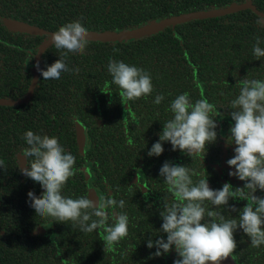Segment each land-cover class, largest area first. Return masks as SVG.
Segmentation results:
<instances>
[{
    "label": "trees",
    "instance_id": "16d2710c",
    "mask_svg": "<svg viewBox=\"0 0 264 264\" xmlns=\"http://www.w3.org/2000/svg\"><path fill=\"white\" fill-rule=\"evenodd\" d=\"M246 1L264 13V0H0V99L25 97L38 46L67 23L80 21L88 32L120 33L152 21ZM258 17L248 9L191 20L126 42L89 41L84 55L69 53L63 59L69 69H79L78 73L63 72L59 80H44L39 73L28 103L0 107V141L9 144L6 159L0 156L5 165L0 179L8 177L11 189L42 194L40 185L18 168L16 155L27 147L23 139L27 131L57 137L76 157V174L62 191L66 197L87 194L85 166L91 167L98 186L104 160L109 178L115 175L113 166L118 160L122 178L129 179L136 163L152 158L147 154L150 143L157 142L162 133L156 136L145 130L157 119L172 117L169 107L176 96L188 93L193 103L204 98L216 105L219 114L226 113L240 92V80L264 81V60H256L252 52L256 37L264 48V29L255 23ZM5 19L35 26L43 34L8 31ZM59 58L61 52L50 45L40 69L46 70ZM110 59L150 73L153 93L122 105L120 89L111 82L107 69ZM158 94L164 96L159 105L154 103ZM80 122L89 144L83 150L77 146L74 127ZM184 160L194 168L190 157L186 155ZM197 178L193 176L194 181ZM11 205L16 206L15 202ZM223 214L228 215L227 211ZM128 217L135 225H128V236L112 248H105L102 231L83 233L68 222L47 225L48 232L39 236L30 235L36 225L11 226L0 242V264H168L166 255L153 257L156 249L147 248L149 239H166L159 231L161 225H142L130 213ZM40 219L43 223L55 221ZM234 237L239 264H264V246L251 247L250 239L244 233L239 235V230Z\"/></svg>",
    "mask_w": 264,
    "mask_h": 264
},
{
    "label": "clouds",
    "instance_id": "9594fccd",
    "mask_svg": "<svg viewBox=\"0 0 264 264\" xmlns=\"http://www.w3.org/2000/svg\"><path fill=\"white\" fill-rule=\"evenodd\" d=\"M255 23L264 29V16ZM88 29L80 21H73L51 34V46L61 52L46 70L35 65L44 80H59L63 72H79L69 69L63 57L69 53L84 55L89 45ZM260 37H256L252 52L256 60H264V48ZM108 72L112 83L120 89L124 104L151 95L154 91L150 73L142 68L123 61L109 60ZM238 96L231 100L229 110L234 126L230 127L226 144H235L234 156L226 161L229 168L235 169L228 175L244 182L242 187L225 183L221 189L209 187L208 177L198 181L195 169L175 165L165 161L159 170L160 177L168 186L171 197L164 196L161 211L160 232L166 235L147 241V248L156 251L153 257L169 254L173 249L178 259L174 264H221L237 249L234 234L238 229L250 239L251 247L264 246V81L245 77L237 84ZM164 100L162 94L155 97L159 105ZM169 111L172 117L162 127L159 140L155 142L149 157H159L164 152L163 144L170 143L172 151L179 150L191 159H204L207 145L217 141V109L206 99L194 103L188 93H183L171 101ZM215 117V118H213ZM127 134V132H126ZM27 147L19 154L25 158V166L18 168L26 178L39 184L41 195L27 193L36 216L59 223L71 222L83 233L97 230L104 235L105 248H112L128 236L129 217L124 209L125 200H116L112 195L98 198V203L90 198V193L78 198L62 195L70 178L74 177L76 157L65 150L57 137L24 133ZM0 169H5L0 160ZM131 190V187H130ZM230 200L247 201L242 209L229 206ZM111 210V211H110ZM238 213L237 218L224 215L225 211Z\"/></svg>",
    "mask_w": 264,
    "mask_h": 264
},
{
    "label": "flooded vegetation",
    "instance_id": "af4514ba",
    "mask_svg": "<svg viewBox=\"0 0 264 264\" xmlns=\"http://www.w3.org/2000/svg\"><path fill=\"white\" fill-rule=\"evenodd\" d=\"M4 26L8 31H10L5 24ZM14 33H27V32H14ZM42 34H33V35H42ZM50 34L47 36L45 40L41 42V44L48 39ZM40 45L38 46V48L40 47ZM38 48L33 58V67H32L33 78L35 74L34 73L35 56L38 53ZM46 50L44 52H46ZM44 52L42 53V55L44 54ZM42 55L40 57L39 67H40ZM38 76H39V71H38ZM1 99H6V98H1ZM214 106L217 109L216 105ZM6 107H10V106H6ZM164 110L167 111V109ZM230 111L231 110H229L226 113L220 112L219 114L217 110V115H219L216 117V122L218 125L216 129L217 141L214 144H209L206 146L207 151L204 159L201 161L202 157H194L192 159L190 158L189 160V162L194 163L193 169H195L198 173H200V175L197 178V181L201 178L208 177L209 187L213 190L221 189L225 183H231L234 188L242 187L244 183L238 180L237 178L230 177L228 175L230 171H235V169L229 168V166L226 163L228 159L234 156V148H235V144L228 146L225 141V137L230 135L229 133L230 127L234 126V121H232L231 119ZM133 119L134 118H132V120ZM166 121L167 120H165L164 118L157 119V121L151 123V125L148 126L147 130L145 131L147 133H149V131L152 133H156L157 136L161 133L163 124ZM77 125H80L84 130L85 139H86L84 148H87L89 145L87 130L82 123L75 124L74 125L75 135H76ZM76 143H77V135H76ZM153 144L154 142L150 143L151 146ZM8 146H9L8 142L0 141V156H2L4 159H6V157L9 155ZM77 146H79L78 143ZM163 148H164V152L159 157L154 156L152 158H148L146 162H144L143 159H141L140 163H136V165L132 168L133 175L129 179L122 178L120 174L121 165L118 160L115 161L113 166L116 173L112 177V179L109 178L108 175L109 167L107 166V164L104 163L105 162L104 160L102 161L103 165L101 167V174H100L101 181L100 184L97 186L94 183L95 175L91 167L85 166L83 168V173H84L83 176H84V182L86 185L87 193H89L88 191L89 186L84 171L85 169H87L91 173L90 186L93 187L99 193V198L105 197L106 195H112L113 198H115L116 200H120V199L125 200V208L115 209V211H123L126 212L127 215L128 213H130L131 219H134L136 222L138 221L142 225L145 223L147 225H162V220L160 218L159 213L161 211L163 197L164 196L171 197V193L168 191L167 184L164 182L163 178L160 177L159 175L160 168L162 167L165 161L171 162L175 165L188 166L191 168V166L188 163L186 164L184 160L186 154L181 153L179 150L172 151V146L170 143H164ZM19 154L20 153L16 155L17 159L20 157ZM112 185H114V189ZM11 188H13V185L9 182L8 177L0 179V242L1 239L4 240V237L11 226L36 225L35 229L31 231L30 235L39 236L41 234H45L48 232L49 227L47 225H58L57 221L43 223L40 219V216L38 215L36 216L35 210L32 207H30V201L28 197H26L28 192L24 190H14ZM256 195L264 196V193L258 191ZM11 202H15L16 206L11 205ZM26 202L28 203V206H26ZM246 203L247 201H239V200L229 201L230 207L235 206L237 209H242ZM227 213L228 215H231L234 218H237L238 216V213H231L228 211ZM67 224L72 225L71 222H68ZM129 225H135V224L133 221H129ZM37 230H40L41 233L36 234L35 232ZM238 230H239V235L243 234L242 230L240 229ZM165 258L168 261H170L168 262V264H174V261L178 259L174 249L169 254H167ZM233 258L235 259L236 264H239L235 253L233 254Z\"/></svg>",
    "mask_w": 264,
    "mask_h": 264
},
{
    "label": "water",
    "instance_id": "95a60500",
    "mask_svg": "<svg viewBox=\"0 0 264 264\" xmlns=\"http://www.w3.org/2000/svg\"><path fill=\"white\" fill-rule=\"evenodd\" d=\"M251 10L253 13L256 15L264 16V13H261L258 11L251 1H246L241 4H231L226 8L223 9H214V10H209V11H194L190 13H185V14H180L177 16H172L168 17L165 19H161L158 21H152L147 25H144L142 27L132 29V30H125L120 33L116 32H89V36L87 39L89 41H113V42H126L128 40H133V39H138L143 36H148L150 34H154L157 32L162 31L163 29L170 27V26H176L191 20H203V19H208V18H213V17H220V16H225L233 13H237L240 11L244 10ZM4 24L7 26V28L10 31L13 32H27L31 34H42V30L36 29L35 27H32L30 25H27L22 22H17V21H11V20H4ZM52 34V33H51ZM50 36L46 41H44L40 47L38 48V53L35 56V65L39 63L40 57L42 53L51 45V40ZM34 78L29 86V89L25 95L24 98L21 99H1L0 100V106H19L22 104H25L29 102L30 98L33 95L36 83H37V78H38V71L36 67L34 68ZM76 135H77V143L79 145V148L81 150L84 149L86 139H85V133L83 128L80 125L76 126ZM20 164L21 166L25 165V160L23 157H19ZM85 174L87 177V183H88V191L90 193V198L93 199V201L97 202L99 198V193L90 186V179H91V173L85 169ZM36 234H40L41 231L37 230L35 232ZM221 264H236L235 259L230 256L227 260L222 261Z\"/></svg>",
    "mask_w": 264,
    "mask_h": 264
}]
</instances>
